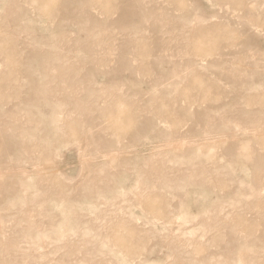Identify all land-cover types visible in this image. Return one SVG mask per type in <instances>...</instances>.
Masks as SVG:
<instances>
[{"label":"rangeland","instance_id":"1","mask_svg":"<svg viewBox=\"0 0 264 264\" xmlns=\"http://www.w3.org/2000/svg\"><path fill=\"white\" fill-rule=\"evenodd\" d=\"M0 264H264V0H0Z\"/></svg>","mask_w":264,"mask_h":264}]
</instances>
